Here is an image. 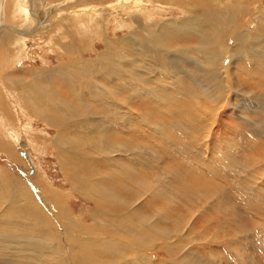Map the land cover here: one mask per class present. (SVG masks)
<instances>
[{
	"label": "bare ground",
	"instance_id": "obj_1",
	"mask_svg": "<svg viewBox=\"0 0 264 264\" xmlns=\"http://www.w3.org/2000/svg\"><path fill=\"white\" fill-rule=\"evenodd\" d=\"M102 1L105 2L104 0ZM177 1L169 0L168 5L173 8L172 6ZM203 1L205 3L204 7L201 8L200 6L202 11L195 8V10L197 9L196 17L184 20L179 24L173 23L175 18H171L167 24H159L161 26L151 24L150 28L155 33L143 27L142 20L144 19L137 20L136 24L141 29L140 31H135L132 36L125 40L105 43L106 49L101 54L97 53L95 58H78L77 56L79 55H76L77 58L71 62H66L64 65L59 66L55 65L56 67L52 69L37 67V70L29 72L28 77H22L19 73H14L12 69H10L12 73L5 72V62L4 60L0 61L1 119L7 128H12L11 130L14 131L21 124V119L19 122V117L21 116L32 123L35 122L37 125H39L38 122L43 123L48 129L53 130L54 137L50 140V145L54 147L55 155H57L59 160V165L63 171V179L71 189V193H79L89 201H92L94 205L91 215L93 225L99 233L101 232V236L98 238L84 240L81 236L80 225H78L79 220L72 221L70 219L71 212L67 205H62L63 197L60 193L50 191L48 193L51 194L54 204L60 208L63 215L62 225L64 228L52 230L47 224V221L51 218L39 217L37 205L33 201V198L37 196L42 200L43 207L48 208V202L43 199V194L45 195L46 193L44 187H40L41 190L38 193L33 192V198L30 196V201H26L24 200L26 198L24 190H20L15 184L6 185V189L0 185L1 209L7 201L10 208L13 209V212H11L13 216H10L6 213L5 209L7 206H5L4 214L0 218V223H3L4 226H10L5 230V235L7 233V236L10 235V237L5 238L6 240L4 241L1 240L2 243H0V246H6L8 249L9 259L14 260L16 258L17 261H20L21 257H23L26 261H31V264H39L40 261V264H45L41 256L54 254L57 250L59 253L61 247L65 246H62L63 241L67 242L69 240L70 249L68 248L67 252H63L64 256L62 258L56 255L55 258L50 260V262H53L52 264H115L114 262L118 261L119 256L122 255L121 242H134L136 246L142 247L147 251L157 247L161 241H170L174 238L178 240L179 237L182 239L186 237L183 232L185 230L184 224H189V219L193 217L189 216L188 219L186 217V219L180 220L181 209H186L188 215H193L198 211V205L203 201L212 205V209L217 206H226L227 200L225 197L216 194L214 190L209 191L206 189L201 190V194H199L196 201L188 196L186 199L188 203L185 204L182 201V198H184L182 189L186 185L183 184V179L185 180L183 172L174 166L168 165L164 159L161 160L157 150L154 148L140 146L139 144L135 145L128 140L122 141L124 139L120 138L116 133L117 131L125 132L129 126L138 123L142 129L149 128L154 132L161 133L163 138L161 137L160 141L166 148L170 146L174 149H180L182 147L179 144V136L167 132L173 127L166 131L165 123L159 118L165 119V115L178 117V122L174 123L178 125L180 121H184L187 118L184 105L198 109L200 112L234 108L237 112L243 110L253 115L260 112L264 113V93H262L260 85L248 81V78V80L243 79L244 84L241 83V86H238L237 76L241 77L242 75L238 71V66L234 65V63L243 59L251 66L250 70H246L249 77L252 78L256 70H259L260 76L264 77V19L258 20V28L255 31L252 30L254 32L241 31L236 34L233 37L236 43L235 49L227 50L228 52L226 53L218 46L225 29L231 28V22L227 20V17L224 18L225 16L222 13L221 7H223L224 3L220 7L218 0ZM56 2L60 1L36 0L38 8L35 6V8L31 9L35 13V17L31 18V22L38 20L36 25L49 26L48 30L52 28L64 30L72 22H75L80 15H83L82 12L87 8L85 7L86 3L81 1L83 4L78 5L79 8L74 9L70 5L58 9L62 3L54 4ZM194 2H191L192 5L195 4ZM44 3H48L46 4L47 6L49 4L53 5L42 11ZM5 5L7 15L15 12L16 6L13 0L8 1ZM189 8H187L188 11ZM53 9L56 10L54 14L51 13ZM70 9L74 12L66 15ZM184 10L186 9L184 8ZM124 11L126 12V9ZM150 11H148V14ZM2 12H4V4ZM28 12L23 13L22 11L23 15L28 14ZM184 12L187 13L186 11ZM189 12L187 13L188 15L191 14ZM229 15L231 16V14ZM184 18L186 19V17ZM43 21L44 23L42 24ZM82 21L81 24L83 23ZM5 27L4 24L0 23V59L2 57L5 58L7 55L9 57L16 48L20 49L21 45H23H19L22 41L16 43L18 40L16 38L13 39L12 33L15 30L9 33L10 31L4 30ZM13 28L16 27H11V29ZM24 29L20 33L27 34V30L25 31ZM166 29L173 31L174 38L177 37L176 34L179 37V33H181V36L184 34L182 37L187 35L185 33H190L196 34L203 43L210 42L202 52H198L201 57L207 60L208 65L204 66L198 60L192 59L190 54L187 53V55V51L182 49L180 45L174 46L172 44L173 39L170 40L167 35L165 36L168 33ZM87 31L89 30L87 29ZM141 43L147 44L148 47L150 45L160 46V49H162L161 54L158 53V62L153 63V67H146L139 63L142 56L139 48ZM114 45L117 47L118 45L121 46L119 48H124L127 53L121 49L117 50V48L113 47ZM203 45L199 46V48H202ZM57 47L66 46L58 42ZM67 52L69 55L72 53L80 54L77 52L76 47H69ZM180 60L196 62L195 65L198 66L197 72H189V69L181 65ZM226 60L230 62L227 67L225 66ZM242 71L244 70L242 69ZM237 72L238 75H236ZM55 77L59 80L60 88H63L73 100L53 83ZM257 80L259 79L257 78ZM169 84H171V90H168L167 86ZM228 85L231 97L234 96V98H238L237 100L229 97ZM166 94L170 97H166V99L160 97ZM10 96L12 98L14 96L18 100L17 107L11 103ZM241 96L244 103H241L239 99ZM196 98L198 101L195 100ZM16 99L15 101H17ZM245 100L250 101L251 104L245 105ZM254 100L255 102H253ZM149 106L153 107L149 109ZM238 117L241 119V116ZM252 118L245 119V121L248 122L250 127H257L261 120H257L259 124L255 121L256 125L252 122ZM261 123L264 124V121ZM36 124L31 125L35 126ZM262 127L264 128V125ZM176 129L179 131L178 127ZM261 134L264 135L263 132ZM37 135H33L35 144H37ZM165 136L168 137L167 140L164 138ZM15 143L10 138L5 140V142L0 140V149L6 152L15 151L12 146ZM184 144L185 149H187V143ZM23 146L26 147L25 144ZM151 148L153 153L150 152ZM22 151L24 152L25 150L23 149ZM165 151L169 153L171 150L167 148ZM139 152L151 157L149 159L150 164H145L138 159L137 153ZM19 154L20 152H14L13 156L20 163ZM126 158H130L135 164L131 166L125 160ZM37 180L39 181V179ZM24 188L28 192L30 191L27 186ZM148 210H150L149 213ZM45 213L52 214L50 210L45 211L44 209L42 215L45 216ZM194 232L193 230L190 231V233ZM240 234L242 233L240 232ZM30 241L36 242L31 244ZM186 243L187 240L180 242L175 240L174 243H169L166 249L169 259L176 258L179 264H187L190 259L195 264H199L198 254L193 256L191 252H188L182 258L179 257L180 251L182 252ZM146 257V255L138 254V252L133 254L132 251L127 250L124 264H155L152 259ZM128 258L131 259L128 260Z\"/></svg>",
	"mask_w": 264,
	"mask_h": 264
},
{
	"label": "rangeland",
	"instance_id": "obj_2",
	"mask_svg": "<svg viewBox=\"0 0 264 264\" xmlns=\"http://www.w3.org/2000/svg\"><path fill=\"white\" fill-rule=\"evenodd\" d=\"M8 1L11 0H3V2L2 0H0V23L6 26L4 30H8L7 32L10 31L9 33L15 30L16 32L14 31L12 33L13 39L16 38V40H18L16 43H20L22 41V43H20L19 45L23 44L24 47L23 45H21L20 49L16 48L14 50V53H12L9 57L8 55L5 56V58L2 57L0 61L4 60L5 62V72L12 73L11 71L13 70L14 73H19L22 77H28L30 71H35L40 67H45V69H52L57 65H64L66 62H71L77 57L87 59L95 58L97 53L101 54L102 52H104L103 50L106 49L105 43L125 40L132 36L135 31H140L141 29L136 24L137 20L144 19L142 20L143 27L154 32L150 28L151 24L155 26H161L163 24H167V22H169L171 18H175L173 22L174 24H179L184 20H189L193 17H196V10H201V8L204 7L205 4L203 0V2L200 0H194L197 2H194L192 0H183L181 2V0H178L176 2L177 4L175 3L176 5L174 4L172 6L173 8H171V6L168 5L169 0H166V2L165 0H104L105 2H103L102 0H59L60 2L54 3H62L61 5H59L58 9L70 5L74 7V9H76L79 8L78 5H82L83 2L86 3L85 7L87 8L84 12H82L83 15H80L75 20V22H72L70 25L64 28V30L59 28H52L51 30H48L49 26L36 25L38 20L31 22V18L35 17V13H33L31 9L35 8V6H37L38 8V3H36V0H13L14 5L16 6L15 12L8 13L7 15L5 4ZM218 1L220 2V7L224 3L222 5L223 7H221L222 13L225 16L223 17H227V20L231 22V28L228 30L225 29L221 40L218 43L219 48L226 51L227 53L228 51L235 49L236 43L233 37L236 34L240 33L241 31L254 32L258 28V20L260 21V19H264V0H235L236 2L233 0ZM191 2H194L195 4L192 5ZM3 4L4 12H2ZM46 4L44 3L42 5V11H45L51 5H53L49 4L47 6ZM189 5L191 6V8H189ZM235 5H238L239 7ZM18 6L20 7L18 8ZM186 7L189 8L190 12ZM160 8L161 10H159ZM184 8L186 10H184ZM195 8L197 9L195 10ZM125 9L126 12L124 11ZM54 10L55 9L51 11L52 14L56 12V10ZM22 11L23 13L27 11L29 12L28 14L23 15ZM148 11H150L149 14L151 15L148 14ZM184 11L191 14L188 15ZM73 12L70 9L66 15ZM111 12H113V14H111ZM228 13L231 14V16ZM237 13L240 16H238ZM20 14L23 16H21ZM253 16L255 17L253 18ZM184 17H186V19ZM3 19L6 21H4ZM230 19L233 20L231 21ZM81 21L83 22L82 24ZM43 23L44 21L42 22V24ZM232 26L234 27V30ZM11 27L16 28L11 29ZM236 27L238 28L236 29ZM86 28L89 31H87ZM23 29L25 31L27 30V34L20 33V31H22ZM28 30H30L31 32ZM166 31L168 33H166L165 36L167 35L170 40L173 39L172 44H174V46L180 45L182 49L187 51L186 54H190L192 59L198 60L199 63L204 66L208 65L207 60L201 57L198 52H202V50L205 49L210 42L203 43L196 34L193 35L190 33V35L188 33H185L187 35H185L184 37H182L184 34H182L181 36V33H179L180 36L178 37V34L175 33L177 37L174 38V33L171 29L170 31L166 29ZM20 36L22 37V39ZM58 42L63 43V45L66 47H57ZM202 45L203 47L199 48V46ZM139 46L142 54L139 63L146 67H153V63L158 62V53L161 54L162 49H160V46L155 47V45H150L148 47L147 44L142 43ZM69 47H76L77 52H79L80 54L72 53L71 55H69L67 52V49ZM113 47L117 48V50L121 49L124 50L123 52H126L124 48H119L121 47L119 45L118 47L115 45ZM76 55L79 56L76 57ZM228 60L225 61L226 67L228 66V63L230 64ZM180 62L182 63L181 65L190 70L189 72H197L198 66L195 65L196 62H193L192 60H180ZM11 65H13L14 67ZM234 65L238 66V71H240V74L242 75L241 77L237 76L238 86H241V83L244 84L243 79L248 80L249 78L248 81L259 84L262 89V93H264V77L260 76L261 73L259 70H256L255 75L251 78L248 76V73L246 71L247 69L250 70L251 66H249L245 62V60L242 59L241 61H237L236 63H234ZM242 69L245 72L242 71ZM236 75H238V72L236 73ZM257 78L259 80H257ZM53 83L60 88L59 80L56 77L53 79ZM167 87L168 90H171V84H169ZM60 89H62L65 95L68 96L63 88ZM228 94L231 99H238L234 98V96L231 97V92L229 93V85ZM68 97L71 98L70 96ZM160 97L166 99V97L170 96L166 94ZM9 98L11 100V103L14 104L15 107H17L18 100L14 96V99L11 96ZM15 99L17 101H15ZM71 99L73 100V98ZM239 99L241 103H244L242 100V96ZM195 100L198 101L197 98ZM253 102H255V100ZM250 104V101L245 100V105ZM152 107L149 106V109H151ZM184 107L186 109L187 118H185L184 121H180L178 125L174 124L178 122V117H168L167 115H165V119H162L159 118L156 114L157 117L162 120L163 123H165L166 131L169 128L173 127L167 132L172 135L179 136V144L182 148L174 149L170 146H167V148L171 150L169 152L170 154L165 151V149L167 148L160 141L161 137L163 138V135L161 133L154 132L149 128L142 129L138 123L129 126V130L127 129V131L125 132L117 131L116 133L118 136H120V138L124 139L122 141L128 140L135 145L139 144L140 146H148L149 148H154L155 150H157L158 156L161 158V160L164 159L168 165L174 166L176 169L183 172L186 180L185 181L183 179V184L186 185L183 186L184 189H182L184 191V193H182V196H184V198H182V201L185 204L188 203L186 202L188 196H190L189 198H193L196 201L199 194H201L202 189H206L209 191L214 190L216 194H220L222 197H225V199L227 200V204H225L226 206L220 207L213 206L214 208L212 209V205L206 204L207 202L203 201L198 205L199 209L193 215H188V213H186V209H181V218L179 217L180 220L186 219V217L188 219L189 216L193 217L189 219V224H184L185 230H183V232L186 237H183V239L179 237L178 240L174 238L170 241H161V243H158L157 247L149 249L147 251H145L142 247L136 246L134 242L128 241L129 244L127 242H121L120 244L122 246V255L119 256L120 260L118 259V261L114 260L115 262H110H114L115 264H124L128 250L132 251L133 254L138 252V254L140 255H146V258L152 259L155 264H175L177 262V259H169L166 249L168 248L169 243L172 244L175 242V240L177 242L187 240L184 249H182V252L180 251L179 257L182 258L185 254H188V252H191L193 256H197L196 254H198L199 264H264V135L261 134V132H263L264 134V128L262 127L264 124L261 123L262 121H264V113L260 112L259 114L253 115L252 113L243 110L237 112L234 108L228 110L216 109L207 112H200L198 109H194L186 105H184ZM256 108L258 109V107ZM158 111L163 113L160 110ZM238 116H241V119ZM249 118H252L253 123L260 119V122L257 121V123L259 122L260 124L258 123L259 125L257 127H250L248 125V122L245 121V119ZM20 121V126H18L14 131L11 130L12 128H7L0 116V140L5 142V140H9L10 138L12 142L15 143L16 141V143L12 145L15 151L6 152L0 149L1 187L6 189V185L15 184L17 188H19L20 190L22 189V191L24 190V196L26 197L24 200L26 201H30V196L32 197L33 192L38 193V191L40 192L41 190L40 187H44L46 193L45 195L43 194V199L48 202V208L43 207L42 200L37 196L32 198L34 203L37 205L38 216L41 218H51L47 221V224L52 230L56 228L64 229L62 225L63 215L60 208L54 204L53 198L48 192L52 191L60 193V195L63 197L62 205H67L69 211L71 212L70 219H72V221L79 220L78 225H80V230L82 231L81 236L84 238V240H92L101 236V232L99 233L96 227L93 225L91 215L94 209V205L92 201H89L79 193H71V189L63 179V171L59 165V160L57 158V155H55L54 147H51L50 145V140L54 137L53 130L48 129L43 123L38 122L39 125H37L35 122L32 123L29 120L25 119L23 116L19 117V122ZM257 123L255 124L257 125ZM31 124L36 125L32 126ZM35 127L37 129L39 128V131ZM176 127H178L179 131L176 129ZM2 129L4 130V132ZM11 133L13 136L10 135ZM36 134H38L37 144H35V139L33 136ZM164 138L167 140L168 137L165 136ZM22 143L25 144L26 147H24ZM184 143H187V149H185ZM152 148L150 149V152H152ZM23 149L26 152H23ZM14 152H20V154L18 155L20 157V163L15 160L13 156ZM137 157L145 164H150L149 159H151V157L149 155L139 152L137 153ZM125 160L131 166L135 164V162H133L130 158H126ZM37 179H39V181ZM25 186L30 189L29 192L25 190ZM5 206H7V208L5 209L6 213H8L10 216H13V214L11 213L13 212V209L10 208V205L7 201L2 209L0 207V218L2 217L1 215L4 214ZM181 207L183 206L181 205ZM44 209L45 211L50 210L52 214L45 213V216H43L42 211ZM149 212L150 210H148V213ZM68 221L71 222V220L69 219ZM0 225V241H4L6 240L5 238L10 237V235L7 236V233L5 235V230L10 226H4L3 223H0ZM191 230L195 232L190 233ZM240 232L242 234H240ZM75 233L77 234V231ZM2 241L0 243H2ZM35 242L36 241H30L31 244ZM63 243L62 246H65L61 247L59 253L57 250L54 254L41 256L45 264H52L53 262H50V260L55 258L56 255H58V257L60 258L64 256L63 252H67L68 248L70 249V241H63ZM0 250V264H31V261H26L23 257H21L20 261H17L16 258H14V260L9 259V251L6 246H0ZM130 259L131 258H128V260ZM176 264L179 263L177 262ZM187 264L195 263L194 261L189 259L187 261Z\"/></svg>",
	"mask_w": 264,
	"mask_h": 264
}]
</instances>
